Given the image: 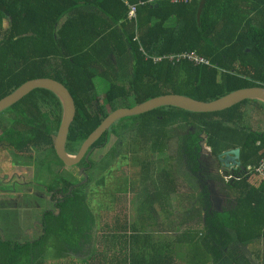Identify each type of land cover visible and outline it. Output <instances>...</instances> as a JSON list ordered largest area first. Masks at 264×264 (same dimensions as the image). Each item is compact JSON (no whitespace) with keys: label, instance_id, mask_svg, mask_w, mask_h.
<instances>
[{"label":"trees","instance_id":"trees-1","mask_svg":"<svg viewBox=\"0 0 264 264\" xmlns=\"http://www.w3.org/2000/svg\"><path fill=\"white\" fill-rule=\"evenodd\" d=\"M246 1L248 5L243 0H0V29L1 19H10V27L1 29L0 35V98L32 79L50 78L61 83L75 106L67 134V152L72 155L109 113L105 107L113 111L118 108L117 101L131 102L128 98H132L133 105L163 94H178L210 102L241 88L264 87V0ZM138 2L143 4L137 6L135 24L126 19V3ZM189 51H195L208 64L193 65L181 60L171 63L164 59L152 63L146 58ZM119 68L129 70L127 86L112 85L103 103L98 102L92 79L97 74L117 77L112 73ZM181 80L182 87L191 94L168 91L166 87L153 91L157 84H177ZM149 84H154L153 89L146 93V88H151ZM33 94L48 104L54 99L60 106L53 93L35 89L8 108L13 111L7 114V124L0 122V129L7 145L18 153H53L60 116L50 118L33 100L31 105L21 107ZM241 105L264 108L259 101L245 100L214 113H193L175 107L146 112L154 129L146 138L149 150L161 152L167 139L164 128L182 124L193 128L181 136L179 146L180 158L191 174L200 173L204 145L215 158L239 149L241 170L235 174L241 182L246 168L257 167L264 151L262 131L240 128L245 117L236 109ZM71 185L64 181L58 191L63 196L59 197L58 192L52 195L58 196V213H44L41 238L25 243L0 238V264H36L45 258L51 240L57 244L59 256L84 240L88 224L92 226V216L80 186L68 193ZM205 203L209 206L208 201ZM236 211V218L207 211L204 224L211 255L218 262L224 259L250 264L241 253L232 252V248L242 246L264 264V182L239 196Z\"/></svg>","mask_w":264,"mask_h":264},{"label":"crops","instance_id":"crops-1","mask_svg":"<svg viewBox=\"0 0 264 264\" xmlns=\"http://www.w3.org/2000/svg\"><path fill=\"white\" fill-rule=\"evenodd\" d=\"M184 1L182 3H185ZM243 3L248 5L246 0H243ZM141 4L143 3L138 2L136 5ZM252 14L253 12L247 14V19ZM136 18L135 15L134 19H128L126 13L128 21L136 24ZM2 26L4 29L10 27V19H1V29L4 30ZM1 29L0 35L2 34ZM135 33L136 39L138 33L137 31ZM146 58L150 59L151 57L147 55ZM117 70H113L112 73L117 77L97 74L92 79V90L95 95L94 84L104 83L107 80L111 84L107 91L112 85L118 86V83L127 86L129 78L126 76L129 70L126 68ZM249 109L256 110L264 116V108L250 106ZM247 121L253 125V130L264 133V127L257 120L249 118ZM204 146V151L200 155L204 154L205 158L201 157L200 173L195 175L194 179L172 175L168 178L169 174H166L165 183L154 182L144 189L145 181L154 178L143 176L141 173L134 177L136 180L115 178L113 181L116 188L111 193L100 191L97 194L98 198L94 209L91 208L92 203L86 200L87 196L83 192L86 197L84 204L92 216V226L90 227L88 224L84 240H79L77 247H71L72 251L68 249V252L64 255L60 254V256L57 253V244L51 240L47 245L45 258L38 260L36 264H222L224 262L234 264L233 261L224 259L218 262L211 255L204 219L207 211L214 215H229L236 218L239 196L245 195L250 188L258 187L262 181L253 175H244L245 179L241 182L239 180L225 182L223 174H235L241 169L225 163H218L217 159L212 156L211 149ZM163 151L164 149L161 152L152 153V155L160 154ZM54 161L60 166L56 158ZM146 164L147 168L151 166L150 162ZM214 165L218 167L217 176L211 174V170L207 171ZM98 181L95 180L94 185L106 187L104 183ZM112 183L109 182L106 185ZM185 186H191L193 191L186 192L189 189H185ZM80 188L82 190L81 185ZM24 198H32L35 207L29 205L25 207L23 203L26 200ZM38 198L39 196L36 195L24 194L18 201L16 200L15 208L17 211H22L24 217L40 214L42 220L43 213H40L41 204L39 203L41 201ZM123 200H127L126 205L122 204ZM188 201H190L189 205ZM205 201L209 202V206ZM110 202L113 208L109 206ZM4 209L2 207V210ZM48 211L55 213L52 210ZM57 213L58 210L55 214ZM260 248L262 251L263 242H260ZM260 261L256 260L257 264H260Z\"/></svg>","mask_w":264,"mask_h":264},{"label":"rangeland","instance_id":"rangeland-1","mask_svg":"<svg viewBox=\"0 0 264 264\" xmlns=\"http://www.w3.org/2000/svg\"><path fill=\"white\" fill-rule=\"evenodd\" d=\"M63 21L64 19H62L59 22V24H57V29L61 27V24ZM4 26H2L3 29H4ZM165 59H168V58L166 57ZM115 80L117 81V79ZM181 81H177V84H157L158 86L156 87V89L155 88L153 89L151 87L154 84H149L151 88L150 89L146 88V93L151 92L152 89L154 92H159L160 88L166 87L168 91H171L172 89V91L179 90L180 92H183V93L187 92L191 94L190 92L186 91L185 87L184 88L182 87V84L184 83L183 81L182 82ZM94 85H95V92H96L97 100L98 102L103 103L102 102L103 96H105L108 86H110L111 84H109V81L107 80V82H104V83L100 82L99 84H94ZM118 86L122 87L124 86V84L118 83ZM161 90L163 91L164 89H161ZM138 92L140 94H144V92H142V89H138ZM128 99L131 102H133L132 98H128ZM31 100H33V102H35L37 105L40 104V108L43 111L47 112L52 118L62 115V112L60 111V109L55 106L56 103L54 99H52V102L50 104L42 103V99L39 97V95H34V94L31 95L30 98L26 100V102H24L23 105H21V107H26V106L31 105L30 104ZM131 102L117 101L116 106L118 108H122V107H127V106L132 107L136 105V104L131 105ZM249 104H253V103L250 102ZM246 106H250V105H246ZM108 107L109 106L105 107V111L107 112H109ZM12 111L13 110L8 109V112L6 111V114L11 113ZM236 111L238 112L242 111L244 113L243 116L245 117L244 119L245 121L241 122V125H240V128L242 130H245L246 132H252L253 125L251 123H248L247 121V119L251 117H254L255 119H257V122L262 124V126L264 127V116L263 115L260 116L258 111L253 112V109H249V107H245L244 105L237 107ZM259 119H263V120H259ZM121 122L124 124L125 119L121 120ZM237 126L239 127V124ZM168 129L173 130V132H170L168 134L166 133L168 138H171V139L169 141H166V143L164 142V147H163L164 151L162 153L153 154L149 156L148 151L144 153V151L140 149V146L130 147V142L127 141V147L124 150L122 149L121 157L128 155L129 156L128 159H130V157L132 156V153L136 152L137 157H138V162L136 163L128 162L127 164L124 163L123 164L124 166H119V164H114V162L117 159V156H116V158L113 160L111 164L109 162H106L105 164V165H110V168L108 169L110 173L107 174V178L104 176L103 174L104 168H102L103 166L100 164L94 166V168H96L97 171L90 170V172L87 173V179L89 182L81 186H82L83 192H85L87 196V198L85 197L86 200L92 203L91 208L94 209V205L97 202V198H98L97 194L100 191H103V193L104 192L111 193L116 188L115 183L113 181L115 178H128V179L136 180V178L134 177H137V175H140L138 165L141 161L144 160L145 154H146L145 161L151 163L150 164L151 166L149 168V176L154 179H148L147 181H145L146 184H144V189H147L148 185L154 182L158 184L165 183L166 174H169L167 175L168 178L170 175L177 176V177H183V178H190V179L195 178L194 175L190 174L187 166L184 165L182 158H180V154H179V146H180L179 139L181 138L182 135L186 134L188 130H190V127L189 128L181 127V126L178 127L174 125V126L169 127ZM111 131L109 132L108 136H111ZM133 138L134 136H132L131 134L127 135V140H131ZM108 147L104 151L98 150L96 152L97 157L107 160L109 156ZM1 151L2 150H0V152ZM202 156H203L202 159H204L205 158L204 154ZM18 160H22L25 162L27 161H32L36 163L38 162L40 164H43L45 162L47 163L49 162V160H51L53 162H49V166L52 168V171L47 175V172H43V170H40L38 172V168L35 169L34 171L38 173L36 181L39 184V185H36L35 182L31 181V176H32L31 170H30L31 166L29 167L21 166V165H18L17 163H14V162H18ZM54 160L55 158H53L51 155L47 159L44 153H40L35 150H29L27 153H25V155L16 154L12 150H10V154L3 153V152L0 153V169L2 170V172H0V179L2 180L0 181V194H1L0 195V237L3 240L25 243V242H31V241H35L39 239L42 234V223H41L40 214H37V216L30 215V217L29 216L24 217L22 211H17L15 208L17 206L16 202L24 194L30 195V196L32 195L39 196L38 199L41 201L39 202L41 204L40 213H43L48 210H52L55 213L57 212L56 207H54V203L57 202L58 196L52 199L51 194H50L51 192L46 191L45 187L48 185V183L50 184L52 182V184L55 187L60 188L61 185L64 183L63 180H67V176H65L67 171L64 170L62 174H59L60 166ZM93 161H95V156L93 157ZM146 165L147 164H145V166ZM11 168L13 171H11ZM41 168L42 167H40V169ZM7 170H8V174L4 178L2 174L3 172H6ZM74 170L75 168L73 169V171ZM208 170H211V174H213L214 176H217L219 173L217 165H214L213 167L211 166V169H207V171ZM79 171H78V175H80ZM165 171L166 173H164ZM47 176H48V179H47ZM256 178L258 179V177ZM85 179L86 177L78 183V181L80 180V176H78L77 178H72L70 181H72L71 183H74V184L77 183L75 184L76 186V185H80ZM97 179H99L98 182L104 183L106 187H100V185H97V186L94 185V181ZM6 181L8 182L7 186H5ZM109 182H113V183L111 185L109 184L106 185V183H109ZM187 188L189 190H186V192L193 191V189H191V186L189 187L185 186V189ZM70 190L71 188H68V192ZM89 191H91L90 194H87ZM24 199L26 200V202L23 203L25 207L27 205L35 207L33 205L34 200H32V198H28V199L24 198ZM104 201H107V200H104ZM126 203H127V200L122 201L123 205H126ZM189 203L190 201H188V205ZM109 206L113 208V205L111 202ZM2 207L5 209L2 210ZM232 252L238 253V254L241 253L245 258H247L250 264H257L255 258L252 257L249 250L246 248H243L242 246H237V247L232 248ZM52 256H55V254H52ZM222 264H230V263L224 262Z\"/></svg>","mask_w":264,"mask_h":264},{"label":"water","instance_id":"water-1","mask_svg":"<svg viewBox=\"0 0 264 264\" xmlns=\"http://www.w3.org/2000/svg\"><path fill=\"white\" fill-rule=\"evenodd\" d=\"M35 89H44L53 93L62 107V115L55 136L54 152L65 166L78 164L87 149L116 121L138 116L160 107H175L193 113H214L229 109L245 100H256L264 104V87L253 86L232 91L210 102L198 101L178 94H163L136 104L129 108H118L110 112L87 136L75 156L66 153L65 145L69 127L75 116L74 101L68 90L58 81L50 78H37L24 82L11 94L0 99V112L19 102ZM205 146L202 148V153ZM209 153V152H208ZM239 149L230 150L217 156V162L240 168ZM210 156V153H209Z\"/></svg>","mask_w":264,"mask_h":264},{"label":"flooded vegetation","instance_id":"flooded-vegetation-1","mask_svg":"<svg viewBox=\"0 0 264 264\" xmlns=\"http://www.w3.org/2000/svg\"><path fill=\"white\" fill-rule=\"evenodd\" d=\"M0 99H2V98H0ZM42 103H48V102L42 101ZM39 107H40V104H39ZM56 107H58L60 109V111L62 110L61 104H60V106H56ZM129 107L130 106L122 107V108H129ZM8 108H10V107H8ZM8 108H6L5 110L0 112V122L3 124H7L6 110ZM108 108H109V110H108L109 113L112 112L110 110V107H108ZM41 111H43V110L41 109ZM43 112H45V111H43ZM45 113L47 115H49L47 112H45ZM49 117H50V115H49ZM50 118H52V117H50ZM156 118H159V116H156ZM123 119H125L124 124L121 122V120H123ZM123 119H120V120L116 121L115 123H113L102 135H100L99 138L87 149V151L85 152V154L81 158L80 162L74 166H65L56 157L55 152L52 153L51 151H44V152H40V153H44V155H45V157H47V159L51 155L53 158L57 159V162L59 161L60 166H61L60 167L61 169H59V174H62L64 170L67 171V173L65 175V176H67V180H64V181H70L72 178H77L78 176H80V180L78 181V183H79L80 181H82V179H84L86 177V179L83 180V182L80 184V185H84V184L89 182L87 179V173H89L90 170H96V168H94V166H96L98 164L103 166L102 167V168H104L103 174L107 178V174L110 173L108 170L110 168V165H105V164H106V162H109L111 164L113 162V160L116 158V156H117V159L114 162V164H119V166H124L123 164L124 163L127 164L128 162H131V163L138 162V157H137L136 152L132 153V156L130 157V159H128L129 158L128 155L121 157V151H122V149L124 150L127 147V141L130 142V147H132V146L139 147L140 146V149L142 151H144V153L146 151H148L149 156L152 155V152L149 150L150 149V142L146 140L147 136H151L153 134V130H154V129H152L151 117L148 116L146 113H144V115L141 114L138 116L127 117V118H123ZM174 125H176L178 127L179 126L185 127L184 125L178 124V123L173 124V125H168L164 128V130H163L164 133L168 134L170 132H173V130H169L168 128L171 126H174ZM111 129H112V131H111ZM110 131H111V136H108ZM191 131H193V128H190V130H188V132H191ZM142 133H144L145 135H143ZM159 133L161 134L163 132H159ZM130 134L132 136H134V138L131 140H127V135H130ZM186 134H184V135H186ZM184 135H182V136H184ZM170 139L171 138H168V136H167V139L163 141V146H164V142L166 143V141H169ZM179 140H181V138ZM180 143L181 142H179V145H180ZM107 147L109 149V156L107 159L108 161L106 159L97 157L96 152L98 150L104 151V150H106ZM65 149H66V153L68 154V152H67V149H68L67 141H66ZM0 150H2L0 153L3 152V153L10 154V150H12L16 154L25 155V153L24 154L18 153L17 150H15L14 148L7 145V143L5 142V139H4L3 131L1 129H0ZM78 151L73 153L72 156H75L78 153ZM68 155H71V154H68ZM94 156H95V161H93ZM145 159H146V154L144 155V160L139 163L138 168L140 169L141 175L148 177L150 167H148V169H147V167L145 166V164L147 163L145 161ZM27 162H30V163H25V161H22V160H18V162H14V163H17L18 165H21V166H28V167L31 166L30 167L31 174H32L31 181L35 182L36 185H39V184L36 181L38 173H36L34 171L35 169L38 168V172L40 170H43V172H47V175L52 171V168L49 166V162H53L51 160H49V162H47V163L45 162L43 164H40L38 162L37 163L32 162V161H27ZM40 167H42V168L40 169ZM74 168H75V170L73 171ZM11 171H13L12 168H11ZM78 171L80 172V175H78ZM0 172H2L1 169H0ZM164 173H166V171ZM7 174H8V170L6 172H3L2 175L5 178L7 176ZM191 175H193V174H191ZM223 175H227V174H223ZM82 177H84V178H82ZM47 179H48V176H47ZM124 179H127V178H124ZM97 180H99V179H97ZM0 181H2V180L0 179ZM70 182H72V181H70ZM197 183H199V182H197ZM7 184H8V182L5 183V186H7ZM75 184H77V183H75ZM75 184L72 183V185L69 188H71V190H72L73 188L80 186V185L75 186ZM52 185H53L52 182L50 184L48 183V185L45 187V190L48 192H51L50 193L51 198L53 199L52 195L54 193L60 191L61 187L49 189V186H52ZM49 190H52V191H49ZM71 190L68 193H70ZM36 196H38V195H36ZM58 196L62 197L63 194L59 193ZM54 207H56V203H54ZM45 212H47V211H45ZM45 212H43L42 220H41L42 229H43V226H45V223L43 220Z\"/></svg>","mask_w":264,"mask_h":264},{"label":"built area","instance_id":"built-area-1","mask_svg":"<svg viewBox=\"0 0 264 264\" xmlns=\"http://www.w3.org/2000/svg\"><path fill=\"white\" fill-rule=\"evenodd\" d=\"M127 6V18L128 19H134L136 15V10H137V5L136 4H129L126 3ZM168 59H165V58ZM167 60L171 63H178L180 60L181 61H187L190 64L193 65H207L208 62L200 55H198L194 51H189V52H181L178 54H171L167 56H156V57H151L150 60L155 63L159 62L160 60ZM246 175H253L259 178L260 181L264 182V151L262 152V157L257 165V167H254L252 169L248 168L246 171ZM223 179L225 182H230V181H238L240 180V177L236 174H227L223 175Z\"/></svg>","mask_w":264,"mask_h":264}]
</instances>
